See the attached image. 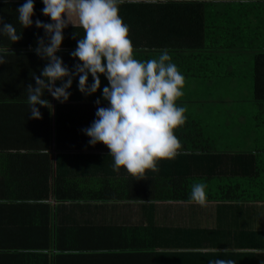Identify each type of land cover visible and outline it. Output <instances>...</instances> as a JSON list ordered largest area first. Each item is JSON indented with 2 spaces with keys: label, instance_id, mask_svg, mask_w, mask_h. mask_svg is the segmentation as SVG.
Returning <instances> with one entry per match:
<instances>
[{
  "label": "crops",
  "instance_id": "1",
  "mask_svg": "<svg viewBox=\"0 0 264 264\" xmlns=\"http://www.w3.org/2000/svg\"><path fill=\"white\" fill-rule=\"evenodd\" d=\"M181 1L207 3L205 18L213 23L208 26L218 27L210 29L217 35L233 33V38L244 36L250 45L264 46V0H123L120 5H136L133 10H139L128 17L137 24L134 39L154 31L156 40H168L180 24L193 22L189 13L183 17L167 11ZM155 5L145 12L146 6L152 10ZM149 25L155 26L153 30ZM68 26L80 27L74 14H69ZM160 52L148 53L158 57ZM177 53L169 51L172 58ZM251 56L246 55L248 67L255 72V56ZM213 89L183 87L177 105L186 107V120L191 119L188 113L206 115L202 107L210 111L215 104L210 98L218 97L210 92ZM26 101L0 102V264H209L214 258L264 264L263 189L258 191L263 193L259 200L206 201L203 206L189 201L58 200L53 191L56 178L92 190L105 180L133 177L212 175L217 186V178L255 176L258 164L264 166L255 108L244 122L236 121L240 127L225 123L220 128L213 143L215 159L190 147L196 133L182 127L181 144L188 148L158 161L157 171L133 176L124 169L114 171L107 146H90L81 131L95 119L96 106L50 99L52 110L37 105L43 118L32 119ZM229 102L232 106L234 101ZM260 174L264 178V170Z\"/></svg>",
  "mask_w": 264,
  "mask_h": 264
},
{
  "label": "trees",
  "instance_id": "2",
  "mask_svg": "<svg viewBox=\"0 0 264 264\" xmlns=\"http://www.w3.org/2000/svg\"><path fill=\"white\" fill-rule=\"evenodd\" d=\"M24 2L25 0H0V17H3L6 22L12 23L18 33H22V39L16 43H12L7 37L0 38V47L6 49V63L0 64V102L27 100L26 87L28 84L35 85L32 74L35 73L39 76L41 74L40 70L46 64L45 60L40 59L31 50L36 47L37 36L44 35L43 29H37L35 24L32 27L23 29L17 20L16 9ZM34 2L35 14L32 18L33 21L40 19L46 23L51 22L49 17L42 14L44 7L42 0H34ZM175 4L172 5V9L167 11L175 16L183 14V17L189 13L193 22L180 24V28L177 29L178 32L175 31V35H169L168 40H156L155 38L158 36L154 31L145 33L143 36H139L138 39L133 38V36H136L134 31H137V24L128 17L131 12L139 11L133 10L136 9V5L132 7L119 5V14L128 26L130 24L129 29H132L129 38L133 44L134 58L142 61L154 59L157 57L149 56V51L175 50L178 52V57L172 58V61L177 64L178 70L185 78L184 86L207 85L211 89L214 88L210 92L218 95V97L210 98V101L214 100L212 102H215L210 111H207L206 107H202V114L205 113L206 115H200L199 117L196 113H191L192 116L188 113L191 119L189 121L188 119L185 120L183 125L176 128V136L179 138L180 143H182L180 135L183 131L180 128L187 127L186 129H190V133H196V138L192 139L190 147L203 154V156L207 154L210 160L215 159L218 155L214 153L216 147L213 146V143L217 140V135L221 134L219 133L220 128L225 123L240 127L236 124V121L244 122V118L247 117V113L251 108H255L256 113H253V115L256 130H259V136L263 137L264 142V46H256L255 43L250 45L244 40V36L233 38V33H227L228 30L225 26H222V30L226 29L227 34H220L219 36L215 31H211L218 27L208 26L213 23L205 18L207 4L205 2L181 1ZM189 6L191 8H187ZM155 7L157 5L150 6L152 9L150 10L146 6L145 12L153 11ZM165 10H162V12ZM161 24L157 23L155 26ZM155 26L149 25L151 30ZM76 33L82 37L84 30L82 27L69 26L64 29L61 51L57 54L63 58L65 64L70 68L74 64L70 53L76 48V41L79 39L75 35ZM241 55H244V57L241 58ZM246 55L248 57L255 56V72H250ZM91 81L90 76L89 82ZM101 81V90L90 97H85L77 88L78 79L74 80L70 89L71 97L69 101L88 102L91 106H96L95 101L98 97H101L102 88L108 84L104 76H101ZM57 86H59V82H57ZM222 91L225 92L223 97L220 95ZM43 98L54 99L48 93H45ZM229 101H234L232 106ZM101 106H106V102H103ZM244 110L245 112H243ZM209 116L211 117L210 120H208ZM205 117L207 118L205 119ZM228 126L226 124L225 128ZM241 128V130H244L246 127L241 126ZM227 140L226 138L225 141ZM183 148H188V146L183 147L181 144L179 150H183ZM259 152H264V147ZM263 170L264 166L260 163L255 176L217 178V186H213L216 179L212 178V175H209V177L190 178L180 176L163 179L133 177L124 179L121 182L105 180L98 189L92 190L56 178L53 191L58 200L70 201L84 199L98 202L189 201L192 186L196 183H205L206 201H249L252 200L250 198L259 200L261 195L263 196V193L258 192L259 189L264 190V187H262L264 178L260 174Z\"/></svg>",
  "mask_w": 264,
  "mask_h": 264
},
{
  "label": "clouds",
  "instance_id": "3",
  "mask_svg": "<svg viewBox=\"0 0 264 264\" xmlns=\"http://www.w3.org/2000/svg\"><path fill=\"white\" fill-rule=\"evenodd\" d=\"M121 2L42 0V14L51 20L47 23L40 19L33 21L34 0H25L16 9L23 29L35 24L44 32L43 36H37L36 47L31 50L46 64L39 76L32 74L35 85L26 87V103L30 118L42 119L37 105L50 110L53 107L43 98L45 93L61 104L66 103L71 97L73 82L78 79L79 92L90 97L101 90V76H104L108 84L102 88V98L95 101V119L81 131L89 138L90 146L99 143L107 146L114 171L124 169L130 175L142 176L149 170L157 171L158 161L174 158L181 148L175 129L186 120V107L177 105L184 95L185 78L172 62L168 49L161 50L154 59L134 58L129 26L119 14ZM70 13L76 16L84 30L82 37L75 34L79 39L70 53L74 60L71 68L57 55ZM3 37L16 43L22 39V33L0 17V38ZM4 63L6 49L0 47V64ZM103 102L106 106H101ZM206 200V184H194L189 202L203 206ZM209 264H235V261L214 258Z\"/></svg>",
  "mask_w": 264,
  "mask_h": 264
},
{
  "label": "rangeland",
  "instance_id": "4",
  "mask_svg": "<svg viewBox=\"0 0 264 264\" xmlns=\"http://www.w3.org/2000/svg\"><path fill=\"white\" fill-rule=\"evenodd\" d=\"M220 95L223 97L225 95V92L224 91L220 92Z\"/></svg>",
  "mask_w": 264,
  "mask_h": 264
}]
</instances>
